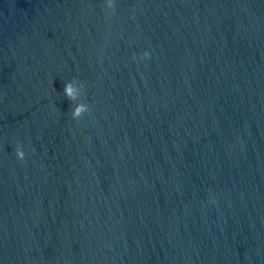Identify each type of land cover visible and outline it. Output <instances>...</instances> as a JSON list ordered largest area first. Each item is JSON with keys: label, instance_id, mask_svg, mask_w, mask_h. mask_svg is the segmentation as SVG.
<instances>
[{"label": "clouds", "instance_id": "9594fccd", "mask_svg": "<svg viewBox=\"0 0 264 264\" xmlns=\"http://www.w3.org/2000/svg\"><path fill=\"white\" fill-rule=\"evenodd\" d=\"M107 6L111 8L114 12L115 10V2L114 0H107ZM111 14V13H110ZM109 14V15H110ZM150 53L145 51L142 54V58H149ZM74 82L79 85V87L74 86ZM83 84L79 83L75 79L69 82H66L64 85V95L70 100H76L79 92L83 90ZM89 111V105L87 103L76 104L74 108L71 110V116L73 119H80L86 112ZM16 156L19 160L23 161L25 159V152L22 149V146H17L15 149Z\"/></svg>", "mask_w": 264, "mask_h": 264}]
</instances>
